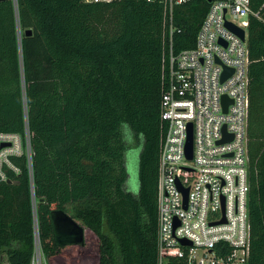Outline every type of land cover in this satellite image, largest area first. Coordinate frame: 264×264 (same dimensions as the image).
I'll return each instance as SVG.
<instances>
[{
	"label": "trees",
	"instance_id": "trees-1",
	"mask_svg": "<svg viewBox=\"0 0 264 264\" xmlns=\"http://www.w3.org/2000/svg\"><path fill=\"white\" fill-rule=\"evenodd\" d=\"M250 8L248 264H264V0ZM207 9L174 8L175 54L194 47ZM163 28L161 4L148 0L0 2V132L27 130L31 160L29 175L26 156L13 157L20 173L0 182L7 264H30L34 210L48 264H156ZM123 128L140 147L136 195L125 189ZM66 204L84 225L81 246L52 240L49 213Z\"/></svg>",
	"mask_w": 264,
	"mask_h": 264
},
{
	"label": "built area",
	"instance_id": "built-area-1",
	"mask_svg": "<svg viewBox=\"0 0 264 264\" xmlns=\"http://www.w3.org/2000/svg\"><path fill=\"white\" fill-rule=\"evenodd\" d=\"M148 1L162 6L165 46L159 102L156 264H248L250 0H206L208 9L194 47L176 54L173 10L192 0ZM226 22L241 28L244 39ZM224 67L232 73L221 80ZM223 96L228 99L225 110ZM189 124L191 158L185 153ZM223 127L231 139L221 142ZM24 155L31 175L28 131L23 136L0 132V182L9 180V171L20 173L12 158ZM33 242L30 264H48L35 210Z\"/></svg>",
	"mask_w": 264,
	"mask_h": 264
},
{
	"label": "water",
	"instance_id": "water-1",
	"mask_svg": "<svg viewBox=\"0 0 264 264\" xmlns=\"http://www.w3.org/2000/svg\"><path fill=\"white\" fill-rule=\"evenodd\" d=\"M6 1V0H0ZM211 1V0H207ZM226 25L236 34L240 36L241 39H244V31L241 28L236 27L235 25L226 22ZM26 34H30V30L26 31ZM230 73L232 69L224 67V71L221 75V80H224ZM228 103L226 96H223L224 110ZM224 135L221 142L228 141L231 139V135L225 133V127L222 129ZM185 153L188 158L192 156V128L191 124L188 125V135L185 146ZM184 196H187V189L183 190ZM51 229H52V240L54 244L58 247L66 246H75L84 244L85 230L82 225H80L73 217L67 214L62 209H53L49 213Z\"/></svg>",
	"mask_w": 264,
	"mask_h": 264
},
{
	"label": "rangeland",
	"instance_id": "rangeland-1",
	"mask_svg": "<svg viewBox=\"0 0 264 264\" xmlns=\"http://www.w3.org/2000/svg\"><path fill=\"white\" fill-rule=\"evenodd\" d=\"M123 133H124V140L127 145L124 153V158H125V165L127 169V178L125 181V189L127 191H130L132 194L136 195L139 190V183H138V156H139V151L140 147L137 145L133 144V140L131 138L130 133H128L126 128H123ZM65 212L69 215H71V206L70 204H66L65 207ZM63 210V209H62ZM80 225L84 227L82 222L76 218H74ZM85 250L88 252L84 256H86V259H94L96 256L95 254V246H94V238L91 235L86 236L85 240ZM96 258V257H95ZM72 260V259H71ZM74 260V259H73ZM73 262V261H72ZM0 264H7L6 262V256L5 254H2L0 256Z\"/></svg>",
	"mask_w": 264,
	"mask_h": 264
}]
</instances>
